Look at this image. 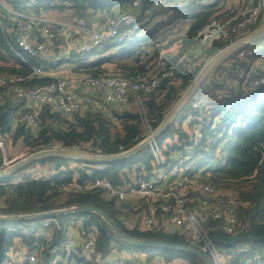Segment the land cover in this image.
Here are the masks:
<instances>
[{"label": "trees", "instance_id": "trees-1", "mask_svg": "<svg viewBox=\"0 0 264 264\" xmlns=\"http://www.w3.org/2000/svg\"><path fill=\"white\" fill-rule=\"evenodd\" d=\"M5 1L21 11L38 12L42 7L58 9L72 18L82 17L92 22L98 20L99 15L104 18L126 11H138L141 17L152 14V22L146 27L152 25L155 17L174 10L177 17L172 22L183 18L186 24L184 33L168 44L161 45L170 33L156 39L151 45L154 49L152 54H147L146 47L139 48L138 40L125 45L103 44L87 53L86 57H101L96 62L81 65L78 69L80 73L94 76L119 74L135 79L154 72L156 62L161 58H165L168 66L174 69V76L163 78L154 91L132 94L125 105L107 102L98 107L63 114L49 104H42L38 113V129L27 126L24 121H18L14 126L18 119L32 110L25 107V101L18 99L14 93H5L12 90L14 84L0 85V130L13 143L21 142L27 153L50 147H80L94 153L114 154L132 148L143 139L146 127L155 130L159 126L164 115L205 63L239 37L223 33L205 45L200 44L202 34L223 8L226 0H220L211 6H202L197 0H192L187 5L188 0H68V8L53 6V0ZM177 2L182 3L183 7L174 9L172 5ZM10 27L12 24L0 13V76L24 77L25 80L20 85L28 88L52 83V77L33 74L32 67L43 63L38 57H29L26 63L11 62L18 60L17 53L20 50L13 31H9ZM62 39L61 35L55 39L54 46L57 50ZM175 42L179 45V52L167 57L161 56L162 50ZM260 55V51H253L245 57L251 60L249 67ZM73 58L82 59L76 55ZM243 69L242 63H235L226 70L235 73L236 83L237 74ZM257 73L258 77L262 75L259 70ZM227 76L225 74V78ZM250 86L247 85L249 91L245 92L237 88V83L230 85L225 80L221 84L212 80L211 86H204L209 94L207 103L200 104L197 98L198 106H194L195 102L190 103L178 120L161 135L176 140L175 144L162 150L170 158L180 152L193 150L192 168L199 172V181L211 185L218 192L228 190L234 193L237 204L235 211L239 221L235 232H227L222 219L208 217L204 222V230L215 244L220 249L234 248L238 244L250 246L251 255H260L264 261V84L258 89ZM139 98L142 100L141 106H137L135 102ZM228 105L231 106L230 109H227ZM221 114L222 119L212 127L215 118ZM189 117H192L191 120ZM197 126L202 128L204 137L196 144L191 140L190 130ZM151 159L147 154L136 164L121 162L105 164L103 169H90L92 176L106 178L114 186L126 188L143 178L144 172L152 168ZM41 162L54 163L56 170H61L65 177H54L50 180L30 179L26 182H14L11 176L6 181L0 179V214L26 215L83 204L94 205L103 209L131 237L189 245L177 233L141 230L140 219L134 218L126 207L109 196L105 190H64L75 175L81 179L90 177L87 170L71 168L70 164L74 161L52 159ZM85 164L88 168L89 165H98ZM131 221L135 222L133 227L129 224ZM44 222L49 224L44 225ZM72 229L78 230L83 237L92 232L97 234L94 247L96 254L91 260L84 258L81 247L71 250L69 254L64 252L63 244ZM124 247L110 225L94 212L81 211L0 221V264H8L11 259L10 252H19L21 248H28V253H41L43 256L38 259L37 264H51L55 253L60 256L58 264H110L107 258L115 255L116 249L122 250ZM143 251L148 259L161 254L167 261L179 257L187 260L186 263L178 264H201L197 256L188 253L170 250L152 253L148 248H143ZM98 255L100 257L97 259ZM23 264L30 262L25 261Z\"/></svg>", "mask_w": 264, "mask_h": 264}, {"label": "built area", "instance_id": "built-area-1", "mask_svg": "<svg viewBox=\"0 0 264 264\" xmlns=\"http://www.w3.org/2000/svg\"><path fill=\"white\" fill-rule=\"evenodd\" d=\"M218 1L220 0H197L202 6H211ZM190 2L192 0H188L186 5ZM52 5L68 8L69 2L68 0H53ZM172 7L179 9L183 7V4L177 2ZM0 13L12 24L9 31H13L20 50L17 53V62L26 63L29 57H38L47 65L45 67L42 63L33 66L35 76L49 75L51 72L49 66H61L72 60L74 55L85 57L87 53L103 44L125 45L133 42L139 33L152 22V14L141 17L138 11H126L116 16H107L102 22H92L82 17H56L45 7L40 8L38 12L21 11L9 5L5 0H0ZM263 15L264 0H239L235 8H225L210 21L208 28L201 36L200 44L205 45L223 33L243 36L260 24ZM58 35L75 40L72 51L68 49L56 51L50 48ZM240 53L243 54L244 51ZM251 54L252 52L249 53V55ZM257 70L262 74L260 77H258ZM66 72L69 71L61 68L55 75H51L54 79L52 83L30 88L20 85V82L25 80L24 77L4 75L0 76V85L14 84L13 89L6 91V94L14 93L18 99L24 100L27 104L29 102L37 105L49 104L53 109L63 114H72L79 109L91 107L90 101L81 100L71 88L72 76L64 74ZM174 73V69L168 66L167 60L161 58L156 62L154 72L135 79L119 74L94 76L78 73L73 76V80L78 87L86 85L93 89L99 88L106 91L104 96L106 102L125 105L130 95L140 92L150 93L160 85L163 78L173 77ZM241 77L246 83L242 81L243 86L246 87L250 84V88L258 89L264 84V69L252 65L248 72L243 73ZM135 102L137 106L142 105L140 98ZM194 106L196 107L198 104L194 103ZM230 108L231 106L228 105L227 109ZM18 121H24L27 126L33 129H38L40 124L38 114L34 111L24 114L15 122L14 126ZM153 131L152 128L146 127L143 139L152 136ZM3 136L0 130V170L5 169L19 158L8 159ZM203 137L202 128L193 129L191 140L194 143H200ZM147 149L149 150L148 155L152 158V168L146 170L143 178L137 180L135 184L126 188L116 187L106 178L92 176L90 168H95L96 165H89L88 168L83 162H74L71 168L87 170L90 177L81 179L75 175L72 182L64 187V190H105L109 196L126 207L134 218L140 219L139 228L141 230H162L166 233H177L189 242L190 246L205 252L211 264H264L260 255H251L250 246L238 244L234 248L220 249L204 230V222L208 217H211L216 220L222 219L227 232H235L239 225L235 211L237 204L234 195L222 196L211 185L199 181V172H195L197 169L192 168L193 150L186 153L180 152L171 158L167 157L158 143V138L151 140ZM54 177L64 178L65 175L61 173V170H54L48 180ZM30 179L39 180L41 178L34 176L23 179L21 182ZM197 187H199V191L195 190ZM195 198H197L196 203ZM48 224V222H44V225ZM130 225L134 226V224ZM96 238L95 232L83 237L78 230L72 229L63 247L70 246L71 250L81 247L84 258L91 260L92 256L96 254L94 249ZM163 250L183 252L168 248H163ZM55 255L58 260L52 259L51 264L55 262L58 264L60 260V256L56 253ZM99 257L98 255L97 259ZM31 258L30 264L38 263L35 256H31ZM107 259L110 264H178L187 261L181 257L167 261L161 254L144 260L138 257L126 258L119 255H111ZM201 264L203 263L201 262Z\"/></svg>", "mask_w": 264, "mask_h": 264}, {"label": "water", "instance_id": "water-1", "mask_svg": "<svg viewBox=\"0 0 264 264\" xmlns=\"http://www.w3.org/2000/svg\"><path fill=\"white\" fill-rule=\"evenodd\" d=\"M264 38V22L257 26L253 31L238 37L232 43L214 54L200 69L196 77L191 81L190 85L182 93L180 98L164 115L162 122L153 131L152 136L142 139L139 143L128 150H124L114 154H100L94 153L80 147L66 148V147H50L43 148L29 152L25 156L18 158L12 162L5 169L0 170V179L7 178L17 173L18 171L27 168L34 163L52 160V159H65L74 162H83L89 164H115L125 162L131 157L145 150L150 141L154 138H159L171 124L181 115V113L189 105L190 101L194 98L195 94L203 87L210 75L219 68L224 61L230 59L235 54L248 48L252 44ZM77 94L82 93V88L78 87L74 90ZM81 211L94 212L100 215L112 228L116 236L124 243L130 244L139 248H168L173 250H180L194 256H197L203 264H211L206 253L187 244H180L175 242H168L162 240L151 239H137L126 234L103 209L94 205H77L68 208L51 210L46 212L15 215V214H0V221H13L19 219H32L40 217H48L52 215L70 214Z\"/></svg>", "mask_w": 264, "mask_h": 264}, {"label": "rangeland", "instance_id": "rangeland-1", "mask_svg": "<svg viewBox=\"0 0 264 264\" xmlns=\"http://www.w3.org/2000/svg\"><path fill=\"white\" fill-rule=\"evenodd\" d=\"M238 3H239V0H228V1H226L225 5H224V8L221 9L220 11L222 12L225 8H235ZM164 17H163V15L157 16V17H155V19H154V21L152 23V26L154 25L155 27L158 24L162 23L163 25H162V27H158L159 29H156L155 27H152V26H148L141 33H139L138 42H137L139 48H143L146 45H148L150 39L157 38V35L159 34V31L164 29V26H166L168 24L173 26L175 32H177L178 30H183L185 28V26H186V24H182L181 26H179V24H177V23H179L180 21L179 22L178 21L172 22V20L177 17V12L174 11V10H171L168 13H166ZM263 22H264V15H263V17L261 19L260 24L263 23ZM149 33H150V35H148ZM147 50L150 51L151 50V46H147ZM242 51H244V53H243L244 55L239 52V53H237L238 55L235 54L230 59L224 61L223 64L219 68H217V70L214 71L210 75V78L206 81V83L203 85V87L195 94L194 98L190 101V103L195 102V103L199 104L198 100H199L200 104L204 105V104L207 103L208 98H209V94L206 93V89H204V86H206L208 84H210V86H211L212 80H214L216 83H221V84H223L225 80H227V83L230 84V85L237 83V85H238L237 88H239V90H243L245 92H248L249 88L247 86L245 87V86L242 85V81H243V83H245V81H244V79L242 80L241 75L243 73H245V72H248L249 64L251 63V60H249L248 58H245V57L249 56L250 52L260 51L261 55L258 56L256 59H254V63L252 65H255V66H257V67H259L261 69H264V38L261 39L260 41L256 42V43L252 44L251 46H249L248 48H246V49H244ZM178 52H179V47L177 45H173V46H171L168 49H164L163 52L161 53V56H166L167 57L169 55H174V54H176ZM80 61L81 60H79V62ZM234 62L242 63L243 67H244V69L237 74L238 76H237V79H236V83H235V80H234L236 78L235 73L226 70L227 68H232V66L235 64ZM154 70H155V68H154ZM64 74L70 75L69 72H66ZM225 74L228 75L227 76L228 78H225ZM202 90H204V91L201 92ZM197 98H198V100H196ZM222 116H223V114H221V115H219V116H217L215 118V120H214V122L212 124V127L216 126V124L219 122V120L222 119ZM191 118L192 117H189V120H191ZM177 120L178 119H176L175 122ZM207 121H210V120H207ZM195 128H200V126L194 127L193 129H195ZM193 129L190 130L192 133H193ZM3 138H4V142L6 144V148H7V157H8V159L9 158H16V157H19L21 155L28 154L27 153V149L22 145L21 142L13 143L6 136H3ZM175 142H176L175 138H169V137H164V136H160L158 138V143L161 145L162 148H165L168 145H173V144H175ZM147 154H149V150L145 149L142 152L138 153L137 155L131 157L130 159H128L125 162L128 163V164H136L140 160H142ZM0 156H1V154H0ZM96 167H98L100 169H103L104 167H106V165L105 164H101V165L98 164V165H96ZM56 169L57 168L55 167L54 163L37 162V163H34L33 165H31V166H29L27 168H24V169L18 171L17 173L13 174L11 176V179L12 180H23V179H26V178L37 176V177H39L41 179L48 180L49 175L52 172H54V170H56ZM1 180L6 181V180H8V178H3ZM195 190L199 191V187H197ZM193 193H195V192H193ZM219 194L222 195V196H233L234 195L233 192H230L228 190L227 191L226 190H222L221 192H219ZM134 223L135 222H133V221L130 222V224H134ZM123 244L125 245V247L122 248V250H117L116 249L115 252H114L115 255L124 256L126 258H136V257H138V258H141L143 260L145 258L147 259V255L145 254V251H143V248L134 247V246H132L130 244H127V243H124V242H123ZM145 249H147V248H145ZM148 249L151 250L152 253L163 251V248H148ZM28 251H29L28 248H21V251H19V252H17V251L10 252L11 259H10L8 264H23V262H25V261H31L32 260L31 256H35L36 259H39L40 257L43 256L41 253H38L37 251L34 252L33 254L28 253ZM64 252H68V253L71 252L70 246L65 247L64 248ZM53 259L58 260V258H56V255L53 257ZM55 263H57V262H55Z\"/></svg>", "mask_w": 264, "mask_h": 264}, {"label": "crops", "instance_id": "crops-1", "mask_svg": "<svg viewBox=\"0 0 264 264\" xmlns=\"http://www.w3.org/2000/svg\"><path fill=\"white\" fill-rule=\"evenodd\" d=\"M225 3H226V1L224 2V5H225ZM224 7V6H223ZM51 11V13H52V15H54V16H56V17H70L69 15H67V14H64V13H62L60 10H58V9H53V10H50ZM165 15H163V17H164ZM107 17V16H106ZM106 17H104V18H106ZM104 18H101V16L99 15L98 16V20H96V21H93V22H102L103 20H104ZM165 18V17H164ZM179 23H177V24H179V26H181L182 24H185V20L183 19V18H180V19H178L177 20ZM176 22V21H175ZM162 23L161 24H158L157 26H156V29H159L158 27H162ZM174 25V24H173ZM152 26V25H151ZM259 26V25H258ZM152 27H155L154 25L152 26ZM185 28H186V26H185ZM185 28L183 29V30H178L177 32H175L174 31V28H173V26L172 25H170V24H168V25H166V26H164V29H162V30H160L159 31V34L157 35V38H153V39H150L149 40V44L148 45H146L145 47L147 48V46H151L152 45V43L156 40V39H160V38H162V35L163 34H165V33H170L171 35L168 37V39L163 43V44H161V45H166V44H168L171 40H174L175 38H177L178 36H180V35H182L183 33H184V31H185ZM141 33V32H140ZM249 33V32H248ZM148 35H150V33L148 34ZM147 35V36H148ZM146 36V37H147ZM175 36V37H174ZM136 40H138V37H137V39ZM136 40H134V41H136ZM133 41V42H134ZM133 42H131V43H133ZM151 42V43H150ZM161 45H159V46H161ZM173 45H177L178 47H179V45H178V43L177 42H175V43H173ZM173 45H171V46H173ZM74 46H75V40H73V39H71V40H69V39H66L65 37H63V39H62V42H61V46H60V48L57 50V48H55V46H54V44H52L51 45V47L50 48H52V50L53 49H55L56 51H62V50H66V49H68V50H70V51H72V49L74 48ZM170 46V47H171ZM144 47V48H145ZM170 47H168V48H170ZM168 48H166V49H168ZM164 50V49H163ZM163 50H162V52H163ZM154 52V49H153V47L151 46V50L149 51V52H147V54H152ZM161 52V53H162ZM110 54V52L108 53V55ZM46 55H48L47 53H46ZM107 56V55H106ZM74 57V56H73ZM100 55H92V56H85V57H81L82 59H79V58H73L72 60H70V61H68V62H66V63H64L63 65H61V66H49V69L51 70V72H50V74L49 75H46V76H42V77H51V75H55L58 71H60L61 70V68H65V69H67L69 72H70V75L72 76L71 77V80H70V85H71V88L73 89V90H75L76 88H78V85L75 83V81L73 80V76L74 75H76V74H78V73H80L81 71L78 69L81 65H83V64H89V63H93V62H96L97 60H99L100 59ZM84 59V60H83ZM79 60H81L80 62H79ZM12 63H16L17 61H15V60H12L11 61ZM18 63V62H17ZM16 65H19V64H16ZM82 88V93L81 94H77L75 91V93L78 95V97L81 99V100H87V101H90L91 103H92V106L91 107H98L100 104H107V102L104 100V96H105V94H106V91H104V90H102V89H93V88H90V87H88V86H82L81 87ZM40 106L41 105H37V104H35V103H32V102H29L28 104H27V102H25V107H27V108H30L32 111H34L35 113H39V109H40ZM83 109V108H82ZM11 140V139H10ZM23 156H25V155H21V156H19V158H21V157H23ZM74 165V162L73 163H71V165L70 166H73ZM17 181H21V180H14V182H17Z\"/></svg>", "mask_w": 264, "mask_h": 264}]
</instances>
